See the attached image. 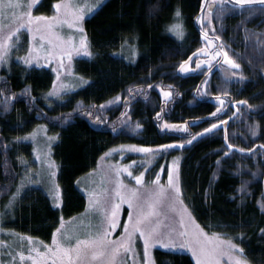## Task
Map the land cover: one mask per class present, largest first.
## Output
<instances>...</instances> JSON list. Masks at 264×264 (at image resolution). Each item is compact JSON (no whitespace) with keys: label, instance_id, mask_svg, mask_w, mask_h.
Wrapping results in <instances>:
<instances>
[{"label":"trees","instance_id":"obj_1","mask_svg":"<svg viewBox=\"0 0 264 264\" xmlns=\"http://www.w3.org/2000/svg\"><path fill=\"white\" fill-rule=\"evenodd\" d=\"M50 2L40 0L39 6ZM204 2L107 0L85 21L92 55L75 60V70L85 83L66 93L62 104L47 103V91L54 81L48 69L13 66L0 72V78H4L0 89L21 97L13 98L11 111L0 114V197L12 191L7 181L15 179L19 158L32 160L30 144L17 143L16 139L40 122L48 123L49 131L58 139L53 155L60 165L57 179L62 192L61 207H56L41 187L31 195L18 197L3 222L5 229L49 240L63 218L85 208L86 197L76 182L109 148L126 142L174 145L160 149L167 157L181 155L183 198L195 217L208 231L235 238L249 262L264 264V210L260 206L264 198V4L231 3V10L223 8L216 13L214 8L210 24L220 33L223 51L228 56L229 50L239 55L235 62L240 68L219 63L222 56H209V71L204 54L198 53L200 43L206 42V27L197 19L205 11L209 13L208 8L202 13ZM177 23L187 30L182 39L169 31ZM204 48L207 52L219 50L214 44ZM185 61L186 66L194 61L201 67L182 72L180 66ZM223 65L238 76H234L228 94L218 89ZM205 81L216 84L208 87L210 93L200 95ZM28 88L32 93L25 94ZM164 91L171 92V97H164ZM125 92L124 113L107 116L101 106ZM218 96L231 103L229 112L224 113L227 103L221 105ZM150 100L155 106L149 104ZM85 106L96 107L101 122L85 117ZM128 117L138 121L136 126H143L137 134L130 133L131 120H125ZM165 123L177 127L165 128ZM213 123L218 127L205 132ZM185 125L187 131H183ZM252 128L256 135H252ZM193 135L196 139L188 144ZM181 144L183 148L178 147ZM8 202L9 197L0 198V212ZM155 259L156 264H195L188 253L161 248L155 249Z\"/></svg>","mask_w":264,"mask_h":264},{"label":"rangeland","instance_id":"obj_2","mask_svg":"<svg viewBox=\"0 0 264 264\" xmlns=\"http://www.w3.org/2000/svg\"><path fill=\"white\" fill-rule=\"evenodd\" d=\"M106 1L107 0H100L97 4L96 0H67V2H70L74 7L67 10V12L62 9L60 14H57L53 7L58 0H51L48 4L40 3L41 7H45L44 10L39 9L40 6L37 4L36 7L32 9L33 16L52 17L53 15H58L61 21L66 22L56 24L51 29L47 27L48 23H52L50 21L34 22L33 24L21 29L18 42H16V37H13V41L15 43L11 48L7 46V41H4L5 60L2 64H0V72L3 69H12L13 66L27 70L48 69V71L53 74L54 81L51 88L47 91L46 100H49L47 103L62 104L66 93L74 91L78 86H80V84L85 83L84 78L79 76L75 70V60L80 57H88L84 54V49L80 48V40L84 39L86 41L87 50L92 53L86 35L85 21ZM211 3H214V0H207V2H204L203 11H205V8L209 9ZM231 3L234 4V0H224L223 8L231 10ZM214 4L217 5H215L216 7L214 10V13H216V11L220 10L219 0H216ZM88 5H95V7L92 11H88V8L86 7ZM75 6H78L80 9H84L83 19L80 20L78 24L73 15V12L77 11V7ZM48 9L50 12H48ZM11 11L12 10L5 8L3 9V14L0 15V40H3L4 37H6L9 32L17 26L11 19ZM203 17L205 18L204 27H206L207 32L209 31V39L215 36H220V33H218L217 30L213 32L212 29L209 28V23L207 21L208 19L210 20L211 17L208 16L206 11L203 14ZM70 24L73 26L70 27ZM177 24L182 26L184 38L187 30H185L182 23ZM210 26L216 29L214 27L215 25L210 24ZM29 28H31L32 31H29ZM78 28H83V33H81ZM33 34L36 36L35 41L32 39ZM41 36L44 37L43 40L40 39ZM69 40H71V45L68 43ZM211 40H213L214 46H218L220 44V42L216 41L214 38ZM49 41H51V43H49ZM221 41L223 42V40ZM33 45H35V48L38 49V51H33L31 63L25 64L21 58L28 55V51L33 47ZM41 45H43V47H41ZM72 45L75 47H72ZM200 46L201 48L211 47V45H207L206 42L202 44L200 43ZM211 50L213 51V49H209L210 52H212ZM68 52H71L70 60L67 55ZM229 53L228 57L232 60L236 61L239 59V55L231 53L230 50ZM204 57L207 60L209 59L208 55H204ZM218 62H223L222 64L230 66L224 61L223 56ZM224 65L220 67L223 71L220 76L221 82L218 85V89L219 93L228 94L231 91V84L233 80L236 79H234L230 70ZM195 66L196 65L193 61L190 62L188 67L195 69ZM200 77L202 78L201 81L205 80L202 76ZM237 77L238 76H235V78ZM2 79L4 78L1 77L0 81ZM213 84L215 85L216 83H213L212 81L210 84L206 83V85L199 90L200 95L210 93V88L208 87ZM28 90L29 93H32L31 88H28ZM54 90H58L60 94L58 96H50L49 93ZM16 96L20 97L19 94L15 95L7 90L0 89V114H4L13 109L14 106L12 104V100ZM127 97L128 93L125 92L104 103L102 109L105 114L109 117L123 114L125 111L123 101ZM5 98H7V110H5ZM30 98L31 100H34L31 96ZM226 103L227 105L224 113L230 111L227 109H230L229 105L231 103L224 101L223 105ZM149 104L151 106H155V103L152 100L149 101ZM48 106L50 108V105ZM88 112H91L92 115H87ZM84 113L85 117L89 116L93 118L99 116V112L96 107L93 106H85ZM37 114H41L43 118L46 117L44 113L42 114L37 112ZM231 115L232 114L230 113L228 117L232 119L233 115ZM131 118L128 117L125 120H128L129 122L131 120L130 124L132 129L130 133L136 132L137 134L143 129V126L140 125V127H137L136 124L138 121ZM104 121L105 120H103V122ZM25 137H30V139L24 140L23 138ZM48 137H55V139L49 141ZM56 140L57 136L53 132L49 131L48 123L46 122L38 123L27 131V133H23L22 136H19L16 139L17 142H26L30 144V151L33 154L32 160L27 161V159L19 158L20 163H18L19 166L15 173V179L7 181V186H9L8 189L10 190L12 188V191L5 192L1 197H9L10 202L12 201L13 196L16 197V200L18 197L31 195L32 192L35 191V188L41 187L47 193L48 197L52 198L55 204L59 203V207H61L62 192L57 179L60 165L55 160L53 155ZM133 147L148 148L152 151L147 153L134 151L132 150ZM160 148L163 149V146L155 147L137 144L134 142L121 143L109 148L103 155H101L96 166L79 178V189L84 194V197H86L85 208L74 214L72 217H68V219H62L61 223L64 224V227L61 230L60 236L57 238L61 239V241L66 244H74L76 238L82 240L89 239L104 220L102 211L107 210L110 214L113 205L119 203L120 207L116 216V222L119 226L114 230H110L108 239L112 241H120V239L126 235L123 228L128 224L129 214L131 213L133 215V220L135 221L141 212L147 213L149 211L148 205L150 203H155L157 215L150 217L149 221H145L141 225V230L149 231L156 228L159 232L165 235L172 233L173 236H177L178 239H182L177 235L179 232L184 231L185 228H187L189 232H194L197 230L195 225H199V227L202 228L204 232L208 233L209 236L213 233H218L223 239H231L233 243L243 249L242 245L235 238L216 231H208L203 227L183 198L180 180L181 155L171 154L167 157L166 154L162 153V149ZM45 152L48 153L47 156H45ZM106 153L109 155H105ZM37 156H39V159H37ZM49 161L54 164V167L50 168L48 166ZM174 163L176 165L175 168H173ZM125 168H127L128 171H131L133 175L128 176L127 171H124ZM117 169H119V172ZM169 171L172 172L174 185L180 189L181 195L179 197H177L174 189L168 184ZM52 173H55V175H52ZM141 173H143L144 183L137 184L133 177L140 175ZM157 176H159V185L154 183ZM54 185L59 188V200L54 199L55 193L50 192ZM161 187L163 188L162 195L160 194ZM118 188L121 196L125 198V202L123 203H121L119 198L116 196V190ZM18 189L19 194L17 195ZM90 193L92 194L91 196L89 195ZM15 200L13 201L11 207H8V202L7 206H4L0 212V241L3 242L0 243V264H34L32 259H28L29 256H36V253L33 252L32 249L37 248L40 252H46L47 249L44 245L52 247V240L56 234V230H54L52 237L49 240H43L38 237L35 238V236L29 234H17L13 230L9 231L5 229L3 222L8 215H11L9 212L14 210V204H16ZM128 200H131L132 207H129V203L127 202ZM181 200L183 201V204L180 203ZM260 206L264 210V198L260 202ZM185 207L187 208V211L184 210ZM129 227L131 228L130 225ZM27 237H31L32 240H27ZM65 237H69L71 239L65 240ZM156 248L165 249L159 244L150 247L149 252L151 256V264H156ZM131 249L132 250L127 253L121 250L115 256L106 254L105 256L98 257L95 260L89 259L87 264H145L146 257L143 251L144 238L140 236L139 232L135 233L132 237ZM172 251L188 253L196 264V258L192 255V251L189 248ZM21 254L25 257L24 259L20 258ZM231 255L234 258L246 260L247 264H252L245 257L244 250L242 254L234 251ZM46 264H51V259L46 261ZM224 264H232V261L228 260V257H225Z\"/></svg>","mask_w":264,"mask_h":264},{"label":"snow or ice","instance_id":"obj_3","mask_svg":"<svg viewBox=\"0 0 264 264\" xmlns=\"http://www.w3.org/2000/svg\"><path fill=\"white\" fill-rule=\"evenodd\" d=\"M40 0H0V15L3 14V9L7 8L9 10H12L10 15L12 21L17 25L13 30L9 32V34L4 37L3 40H0V64H2L5 60V42L7 41V46L11 48L13 44L15 43L13 41V37H16V42L19 40V33L22 28H25L28 25L33 24L34 22L38 21H45V22H52L48 23L47 27L51 29L54 25L60 24L66 21H61L59 19L58 15H53L52 17H45V16H33L32 9L36 7L37 4H39ZM100 0H96V3L98 4ZM207 2V0H205ZM216 0H214V3ZM256 2V0H234L235 6H243L245 4H252ZM260 4H264V0H258ZM54 10L57 14L61 13V10H67L72 9L74 6L71 5L70 2H67V0H58L57 3L53 5ZM77 7V11L73 12V15L75 17V21L78 22L83 19V11L84 9H80ZM88 8V11H92V9L95 7V5H88L86 6ZM224 7V0H219V8L222 11ZM203 12V7H202ZM212 12L211 10L208 13V16L211 17ZM176 16L179 17L180 13L177 11ZM199 23L203 26L205 23V18L203 16H200L197 18ZM208 23L210 24L211 21L209 20ZM72 27L73 25H69ZM78 30L83 33V28H78ZM203 31V28L201 29ZM29 31H32L31 28H29ZM169 31L173 32L175 35H177L179 38H183V31L182 26L180 24H175L170 27ZM213 32H215V29H212ZM32 39L35 41L36 36L33 34ZM41 40L44 39L43 36L40 37ZM203 39L207 42V45H213V40L209 39L208 32L203 31ZM214 39L216 41L220 40L219 36H215ZM51 43V41H49ZM71 45V40L68 42ZM43 47V45H41ZM72 47H75L72 45ZM80 48L84 49V54L86 56L91 57L92 53L87 50V44L84 39L80 40ZM219 50L215 52H207L206 48H201L198 50L199 54H204L211 56L213 59L216 57L223 56L224 61L229 64L234 69H239L240 65L236 63L234 60L228 57V53L226 51H223L224 45L221 43L218 45ZM38 51V49L35 48V45L28 51V55L23 59L25 64L31 63L32 58V52ZM198 53H193V55H197ZM69 60L71 59V52L67 53ZM191 59V57L189 58ZM205 64L208 65V70H211V63L208 60L204 61ZM188 64L187 61H185L184 64L180 66V70L182 72H188L190 71V67L186 66ZM197 68L201 67V64L198 62L196 65ZM233 76H235V73H232ZM207 81H205V84ZM66 87V86H65ZM151 87V85H149ZM28 89H25V94L28 93ZM132 90L130 89L129 92ZM60 92L58 90H54L53 92L49 93V95H59ZM163 96L166 98L171 97V92L164 91ZM118 99V98H117ZM217 100H219L220 104L223 105L224 101L220 99V97H216ZM238 103L246 104V101H239ZM7 98H5V110H7ZM103 107V106H101ZM248 107H251V105H248ZM220 109L217 108V112H219ZM87 115L91 116V112H88ZM212 115H216V113H213ZM95 120L97 122L100 121V116H96ZM222 123H226L225 121H222ZM137 127H140V125H137ZM165 128L169 127H177L175 125L169 126L167 123L163 125ZM218 125L216 123H213L211 125V128L205 129V132H211L212 129L217 128ZM115 130V129H113ZM183 131H187V125L183 128ZM252 135H256L255 128L251 129ZM204 133H200L199 135H203ZM24 140L30 139V137L23 138ZM55 137H48L49 141L54 140ZM196 139V136L193 135L191 139H188L186 142L188 144H191L192 141ZM165 148L168 147H174V145H165L163 146ZM178 147L183 148L184 145H178ZM232 145H229V148H231ZM134 151H141V152H151V149L148 148H135L133 147ZM241 152H243V149H240ZM251 151V149H250ZM48 153L45 152V156H47ZM105 155H109L106 153ZM225 155H228V153H225ZM37 159H39V156H37ZM135 163V162H134ZM219 163V162H218ZM48 166L54 167V164L49 161ZM175 163L173 164V168H175ZM119 172V169H117ZM124 171H127L128 176H132L133 173L131 171H128L127 168L124 169ZM52 175H55V173H52ZM134 180L137 184H143L144 183V177L143 173L140 175L134 176ZM78 185L80 184V181L78 180L76 182ZM155 184L159 185V176H157L156 180L154 181ZM168 184L170 187H172L177 195L179 197L181 195L179 187L174 185L173 183V175L172 172L169 171L168 174ZM241 192H244L245 189L241 187ZM51 193H55L54 199L59 200V188L58 186H53V188L50 190ZM19 194V189L17 191V195ZM160 194H163V188L161 187ZM92 195L91 193L89 194ZM116 196L119 198L120 202H125V198L121 196L119 188L116 190ZM15 196H13L12 201L9 202L8 207L12 206L13 201L15 200ZM129 203V207H132L131 200L127 201ZM181 204H183V201H180ZM56 207H59L60 204L57 203L55 205ZM120 204H114L112 207V210L110 214L107 210H103L102 214L104 216V220L101 222V224L98 226L96 232L89 238V239H75V243H64L61 241V239H58L57 237L60 236L61 230L64 227V224L61 223L60 227L56 229V234L53 237L52 240V247H49L48 245H44V247L47 249L46 252H40L39 249L33 248L32 251L36 253L35 257L29 256L28 259H32L34 261V264H46V261L51 259V264H87L89 259L95 260L98 257H103L106 254L110 256L117 255L121 250L124 252H130L131 249V243H132V237L135 233L139 232L140 236L144 238V255L146 257L145 264H151V256L149 249L150 247L155 246L156 244H159L161 247L165 249H184L189 248L192 251V255L196 258V264H224V258L228 257V260L232 261V264H247L246 260L234 258L231 253L239 252L243 253V249L240 248L237 244L233 243L231 239H223L220 234L213 233L211 236L208 235V233L204 232L202 228L199 227V225H195L196 231L189 232L187 228H185L184 231L179 232L177 236H173L172 233L163 234L158 231V229L153 228L149 231H143L141 230V225L145 221H149L150 217L157 215L156 212V205L155 203H150L148 205L149 211L147 213L141 212L138 217L133 220V215L130 213L128 216V224L124 226L123 231L126 234L124 237L120 239V241H112L109 240L108 237L110 235V230H114L119 225L116 222V216L117 212L119 210ZM187 211V208L184 209ZM190 216V214H189ZM191 218V217H190ZM194 223V221H193ZM131 226V228L129 227ZM264 232V230H262ZM27 240L31 241V237H27ZM71 238L65 237V240H70ZM151 242V243H150ZM0 243H3L0 241ZM42 243V242H41ZM21 259H24L25 257L23 254L20 255Z\"/></svg>","mask_w":264,"mask_h":264},{"label":"water","instance_id":"obj_4","mask_svg":"<svg viewBox=\"0 0 264 264\" xmlns=\"http://www.w3.org/2000/svg\"><path fill=\"white\" fill-rule=\"evenodd\" d=\"M214 8H215V4H214V3H211V4H210V7H209V11H210V10L213 11Z\"/></svg>","mask_w":264,"mask_h":264},{"label":"bare ground","instance_id":"obj_5","mask_svg":"<svg viewBox=\"0 0 264 264\" xmlns=\"http://www.w3.org/2000/svg\"><path fill=\"white\" fill-rule=\"evenodd\" d=\"M54 100V99H53ZM67 102V101H66ZM56 104V103H55ZM18 133V132H17ZM22 136V135H21ZM58 140V139H57ZM18 143V142H17ZM19 147V146H18ZM20 153V152H19ZM25 153V152H24ZM26 156V155H25ZM8 157V156H7ZM28 157V156H27Z\"/></svg>","mask_w":264,"mask_h":264}]
</instances>
